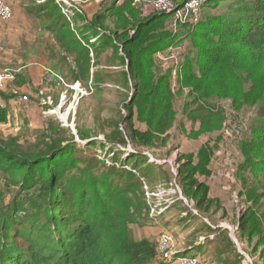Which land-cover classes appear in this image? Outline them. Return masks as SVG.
<instances>
[{"label": "rangeland", "instance_id": "374dc122", "mask_svg": "<svg viewBox=\"0 0 264 264\" xmlns=\"http://www.w3.org/2000/svg\"><path fill=\"white\" fill-rule=\"evenodd\" d=\"M6 1L20 13L19 19L12 18L6 22L8 26L12 24L19 30L17 39L20 45L5 46L9 39L0 41V62L10 65L6 67L11 70L8 72L10 76L12 71L19 73L30 70L35 73L36 76L30 78L31 85L40 87V91L37 96L30 95L33 91L28 86L31 91L20 93L21 97H14V102L2 99L0 92V107L7 111V121L0 122L1 138L15 139L26 152L33 151L32 147L43 149L55 136L62 137L64 144L73 143L72 161L77 159L79 162L70 168L66 167L69 164L66 165L61 172L64 176L63 179L61 177L60 185L68 187L86 184L89 179L99 175V169L104 171L100 167L101 163L111 167L113 155H117L124 165H128L127 170L133 169H130L129 164L131 155L146 158V166L142 164L139 169L132 171L135 172V181L141 182L139 192L148 210L143 213L144 222L139 225L130 224L129 228L135 239L146 236L154 241L158 263L164 257L158 252L161 234L171 233L174 244L170 252H181V242L189 231L185 230L186 227L200 223L196 221L199 218L197 211L193 210L191 194L183 192L185 185L181 184L178 177V159L190 164L187 173L193 172L196 184L204 183L208 187L209 197L218 202V206L214 204L211 207V211L215 209L214 220H218L223 212L227 218H232L236 216V211L238 213V207H250L252 204L246 198L249 191L258 196L254 205L256 212H264V164L260 160L264 157V141L259 131L264 106L254 99L251 89L248 70H251L256 59L250 46L238 47L219 34L214 35L211 45L205 48L208 49L205 55L198 41L192 40L193 28L187 29V25L180 22L175 26L170 16V19L164 21L165 30L170 33L168 43L153 53L151 69L148 70L153 85L156 84L159 88L150 96L140 88L141 94L135 96L133 79L136 78L131 79L128 74V60L124 53L119 50V55L123 57L120 60L113 56L111 50L96 51L90 46L91 42L97 45L98 39L106 34L118 40L112 35L110 24H105L109 27L106 29L97 26V34L94 35L79 31L90 23L95 13L110 5L113 0H65L67 4L62 3L63 6L59 3L68 9L69 19L66 20L74 35L89 49L94 65L87 81L67 80L64 76L67 66L59 63L58 57L49 59L45 44L49 46L54 43L52 38L45 37V40L39 41L40 45L32 42L38 31H35L26 16H22L19 9L35 4L38 0ZM123 1H130L133 8L143 12L152 0H119V3ZM206 1L202 2L201 19L209 14L220 15L223 29H236L237 26L234 28L233 25H236L240 17L238 11L243 0H225L216 7L206 4ZM130 30L128 34L132 35L134 32ZM85 37L92 41L87 43ZM215 55L219 56L213 60ZM263 58L264 55H261L257 60ZM67 62L74 68V62L70 58ZM215 62H234L240 65L237 69L240 90L235 88L239 84L236 80L224 79L223 68H227V65H222L221 68L216 64L202 72V65ZM55 63L60 67L55 68ZM142 66L144 69L147 65ZM141 75L138 76L140 83ZM15 78L12 76L7 80L10 82L5 86V91L12 88L10 83H14ZM166 91L169 99L167 102H159L158 100L163 101L168 97L165 96ZM47 97L52 99L53 107L41 102ZM158 119L162 121L158 123ZM162 127L163 131L160 130ZM116 129L122 133L125 144L108 140L115 139L113 135L117 134L113 132ZM133 131L140 135L138 143H132L128 138ZM200 149L205 150L202 155ZM117 166L120 167V163ZM40 194L38 184L22 189L14 184L11 175L0 169V218L10 214L13 205L24 209L18 212L19 216L25 217V214L34 212L36 204L40 202ZM52 210L53 222L43 219L39 222L41 225L46 223L51 229L58 225L55 223L58 212ZM192 214L195 215L194 218ZM204 217L212 221L209 215ZM77 225L78 222L72 220L68 229H74ZM230 227L233 228L232 225ZM259 228L260 232L253 236L249 248L244 246L245 241H239L235 235H230V239L238 251L249 250V255H254L252 259L256 264H264V252L262 256L258 255L264 251V222L259 224ZM260 237L262 240L257 247L259 252L252 254ZM195 253V250H190L187 254ZM245 259L247 260L246 257ZM252 259L243 264H253Z\"/></svg>", "mask_w": 264, "mask_h": 264}, {"label": "trees", "instance_id": "16d2710c", "mask_svg": "<svg viewBox=\"0 0 264 264\" xmlns=\"http://www.w3.org/2000/svg\"><path fill=\"white\" fill-rule=\"evenodd\" d=\"M223 1L225 0H207L206 4L216 7ZM243 1L238 11L240 17L236 25H233L234 28L237 26L235 30L223 29L220 25L222 17L209 14L192 27L191 37L192 40L198 41L205 55L208 53V49L205 48L211 45L214 35L220 34L219 36L225 37V40L238 47L250 46L256 59L251 70H248L251 89L254 92V99L262 102L264 106V58L257 60V57L264 55V0ZM11 7L14 9L13 5ZM19 11L32 23L35 31L39 32L35 38V45H40L39 41L45 40V37L53 39L54 43L49 46L45 44L48 57L50 60L58 57V62L67 66L64 74L67 80L87 81L94 63L87 46L81 43L71 30L60 5L55 0L42 2L38 0L37 3ZM168 19L170 16L167 14L150 15L144 10L138 12L131 6L130 1L119 3V0H113L110 5L95 13L90 23L79 31L94 35L97 34V26L106 29L109 27L105 24H110L112 35L118 40L105 33L106 35L98 39L97 45L90 43L88 37H85L86 42L96 51L111 50L114 57L123 60L119 55L121 50L128 60L129 76L131 79L136 78L133 79L135 96L141 94L140 88L142 91L146 90L148 93L145 94L150 96L159 88L158 85H153L148 72L151 69V57L155 51L164 48L168 43L170 33L165 30L164 25V21ZM0 23L6 22L0 21ZM129 30L134 33L129 35ZM221 44L220 42L219 45ZM218 56L215 55L213 60ZM68 58L74 62V68L68 64ZM216 64L220 67L227 65V68H223L224 79L236 80L239 84L235 85V88L240 90L241 82L237 73L240 65L234 62H215L202 65L201 70L204 73L210 66ZM142 65L147 66L143 69ZM54 67L60 65L55 63ZM139 74H142V81H145V83L141 81L142 87L138 79ZM93 77L94 75L92 79ZM123 80L125 81V78ZM26 82L28 79L25 71L16 73L14 84L21 86ZM167 91L169 92V89ZM167 91L164 93L168 97L163 101L158 100L159 102L165 100L167 102L169 99ZM1 94L4 100L19 96L8 92ZM6 121L7 111L1 106L0 122ZM161 121L162 119H158V123ZM160 130L163 131L164 128ZM259 131L264 141V117L260 119ZM113 133L117 136L113 135L115 139H108L109 141L120 145L126 143L120 131L116 129ZM61 138L55 136L44 145L43 149L32 147L33 151L26 152L15 139L0 137V169L11 175L14 184L22 189L38 184L41 193L40 202L36 204L34 212L22 217L18 215V212L24 211L22 206L13 205L11 213L0 218V264H158L154 241L146 236L135 239L129 228L130 224L139 225L140 222H144L143 213L148 210L139 192L141 182L135 181V172L132 171L139 169L142 164L145 165L146 158L131 155L129 164L130 169H133L127 170L128 165H124L117 155H113L111 167L101 163L100 167L104 168V171L99 169V175L89 179L86 184L68 187V185H60L61 177L63 179L64 176L61 172L65 170L66 165L69 164L66 166L68 168L73 167L79 160L72 161L73 143L64 144ZM128 138L132 143H138L140 135L133 131ZM203 151L205 150L200 149L201 155ZM260 160L264 164V157ZM117 163H120V167ZM177 163L180 165L179 180L185 185L183 192L191 194L190 198L192 203L194 202L193 210L197 211L196 215L198 213L199 218L196 221H200L197 226L190 225L194 228L183 240L185 249L177 252V255H188L187 253L194 249L202 259L209 262L211 260L216 264H243L246 260L245 256H250L252 259L254 255H249V250H245L244 254L237 250L230 239L229 229L219 225L222 223L232 225L234 235L239 241H245L244 246L249 248L253 236L260 232L259 224L264 222V212H256L254 206L258 196L249 191L246 198L252 204L250 207H238V213L236 211V216L232 218H227L223 212L218 220H214L215 209L211 211V207L214 204L218 206V202L209 197L208 187L204 186V183L196 184L193 172L187 173L190 164L182 163L180 159ZM90 187H93V190H90ZM51 207L58 212L55 219L58 225L53 229L47 227L46 223L42 225L39 223L42 219L54 221ZM207 215L212 221L204 217ZM194 216L192 214V218ZM72 220L77 221L78 225L74 229H68ZM201 237L203 242L196 245ZM261 240L262 237L257 239L252 254L256 255L259 252L257 247ZM263 252L258 255L262 256ZM253 264H256L255 260Z\"/></svg>", "mask_w": 264, "mask_h": 264}, {"label": "built area", "instance_id": "2783aa9c", "mask_svg": "<svg viewBox=\"0 0 264 264\" xmlns=\"http://www.w3.org/2000/svg\"><path fill=\"white\" fill-rule=\"evenodd\" d=\"M134 1L137 2L139 0H134ZM202 2L203 0H177V1L152 0L145 6L144 11L146 14L157 13V14H167L169 16H172L173 23L175 26L177 25V22L183 24L185 23L188 29L190 27L191 28L194 27L200 21ZM57 3L58 4L60 3L62 6H63L62 3L67 4L65 0H57ZM61 5H60L61 12L67 19H69L67 15V13H69L68 9L62 7ZM13 14L14 12L10 4L6 0H0V21L7 22L11 20ZM174 33L176 32L174 31ZM8 72H9L8 70H2L0 68V91L3 89L6 81L12 77ZM41 102L45 105H51V107L54 106L52 99H50V97H47L46 100L42 99ZM227 226L231 230H234V228H231L229 225ZM173 244L174 241L171 233L161 234L158 243V252L162 253L164 257L163 259H160L161 262L158 264H212L209 261L202 259L199 254L179 256L177 255V251L170 252V249L173 246ZM245 257L247 258L248 261L251 262V260L247 256Z\"/></svg>", "mask_w": 264, "mask_h": 264}, {"label": "crops", "instance_id": "0c3cea01", "mask_svg": "<svg viewBox=\"0 0 264 264\" xmlns=\"http://www.w3.org/2000/svg\"><path fill=\"white\" fill-rule=\"evenodd\" d=\"M14 10V9H13ZM16 13V14H15ZM19 14L20 13H18L17 11H15L14 10V19H19ZM22 16H24V15H22ZM13 19V20H14ZM21 19H24V18H21ZM12 20V21H13ZM15 22V21H14ZM18 24H19V22H18ZM19 35H20V32H19V30L18 29H16V28H14L13 26H12V24H10L9 26L6 24V23H0V41H4V40H6V39H9V43H7V44H4L5 46L6 45H8V44H14V46L15 47H17L16 45H20V42H19V40L17 39L18 37H19ZM36 37H34V38H32V42H35V39ZM11 41V42H10ZM31 42V43H32ZM9 46H12V45H9ZM15 47H13V48H15ZM0 53H1V51H0ZM21 53L23 54L24 53V51L22 50L21 51ZM3 55V54H2ZM6 55V54H5ZM10 64V63H9ZM0 65L2 66L1 68H2V70H8V71H11L9 68H6V67H9L10 65H8L6 62H4V61H1L0 62ZM4 67V68H3ZM16 73H18L17 71H12V76L13 77H16ZM25 74H26V76H27V79H28V82H26L25 84H23V85H21V86H18V85H16V84H14L12 81H11V83H10V85H11V87L12 88H10L9 89V91H5V86L7 85V83L8 82H10V81H6V83L4 84V87H3V89L0 91V92H4L5 91V93H11L12 95H19L18 97H21L20 96V93H28L29 92V90H30V88L32 89V91L33 92H31V93H29L30 95H35V96H37V92L38 91H40V87H36V86H32L31 85V81H30V78H33V76H36V74L35 73H32V71H27V72H25ZM33 74V75H32ZM47 74V73H46ZM49 77L51 78V75L49 74ZM16 79V78H15ZM14 81V80H13ZM13 83V84H12ZM15 86V87H14ZM30 88H29V87ZM35 87H36V89H35ZM25 91V92H24ZM31 91V90H30ZM14 101H16L15 100V98H14V96H12V97H10L9 99H8V102H14ZM221 225V224H220ZM219 225V226H220ZM223 227V226H222ZM194 227L193 226H190V227H186V229L185 230H189L188 231V233L189 232H191V230L193 229ZM230 231V230H229ZM187 233V234H188ZM211 237V236H210ZM185 238V237H184ZM184 238H183V240H184ZM212 238V237H211ZM203 242V238H199V241L196 243V245H198L199 243H202ZM185 249V246H184V243H183V241L181 242V248H180V251H183ZM192 250H194V249H192ZM178 252V251H177ZM195 254H198L197 253V251L195 250ZM248 257V256H247ZM249 258V257H248ZM245 262H247V260H245ZM213 264H216L215 262H213Z\"/></svg>", "mask_w": 264, "mask_h": 264}, {"label": "water", "instance_id": "95a60500", "mask_svg": "<svg viewBox=\"0 0 264 264\" xmlns=\"http://www.w3.org/2000/svg\"><path fill=\"white\" fill-rule=\"evenodd\" d=\"M220 226H221V227H222V226L224 227L225 225L222 224V225H220ZM225 227L228 228L227 225H226ZM228 229L230 230V235L233 236V235H234L233 230H231L230 228H228ZM239 252H240L241 254H244V252H242V251H239Z\"/></svg>", "mask_w": 264, "mask_h": 264}]
</instances>
